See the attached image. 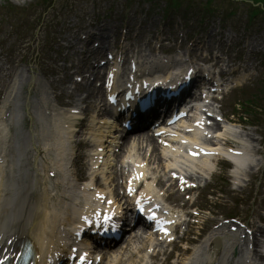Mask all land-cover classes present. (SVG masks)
Instances as JSON below:
<instances>
[{
  "label": "bare ground",
  "instance_id": "obj_1",
  "mask_svg": "<svg viewBox=\"0 0 264 264\" xmlns=\"http://www.w3.org/2000/svg\"><path fill=\"white\" fill-rule=\"evenodd\" d=\"M96 92L98 93V91H96ZM140 135L141 136L139 138V141H137V143H136V145L134 147V151L137 152L138 154L141 153V154L145 155V153L148 152L147 151L148 148H152V153H151V155H149L150 157H148L147 159L145 157L144 158H137L139 161L136 159V162H138L139 165H140V163H142V166L144 168H146L147 170L153 169V170H156V172H158L159 170H162V168L164 167V164L161 162V160H160V158L158 156L159 154L156 152V145L155 144L152 145L153 140H150V139L146 140L147 143H146L145 147H143L142 144H143V140H144L145 137H144V134H140ZM124 145H126V143H124ZM238 149H240V148H238ZM167 152L170 153L169 150H167ZM171 154H174V153H171ZM243 158H244V156L243 157H237V163L240 164V165H243V164H241ZM245 165L246 164H244V166ZM246 166L250 167L251 165H246ZM58 167L62 168V165L58 164ZM165 167H167V166H165ZM30 168H31L30 169L31 171L32 170L34 171V167L30 166ZM245 168L246 167H244L243 169H245ZM23 187L26 188L27 187L26 184L23 185ZM87 191H88L87 189H84L83 192H82V194L84 195V199H85L84 204H86V202L89 200V197L87 196ZM61 193L58 195V198L60 197ZM22 209L23 208L20 205H18V204H15V205L11 206L9 208L7 214H6L5 221H8L14 215V213H16L17 211H22ZM69 211H70V207H69V205H67V207L65 208V211L62 214L66 215V214H68ZM23 216L26 217L25 214H23ZM34 218L37 219L38 216L36 215ZM256 232H259L258 228H255L254 233H256ZM133 237H134V243L136 244V247H135V249H130L129 255L131 257H133L137 253V255L135 257L137 259H139L141 257V255L139 253V252H141V249H142L141 248V244L143 245L142 239H141L140 236H133ZM221 240H222V238H220V237H218L216 239V242H217L218 246H219V242ZM219 257H220V261H219L220 264H224L225 261L229 260V258H230L229 246H227V245L223 246V248L219 251Z\"/></svg>",
  "mask_w": 264,
  "mask_h": 264
},
{
  "label": "rangeland",
  "instance_id": "obj_2",
  "mask_svg": "<svg viewBox=\"0 0 264 264\" xmlns=\"http://www.w3.org/2000/svg\"><path fill=\"white\" fill-rule=\"evenodd\" d=\"M201 2L200 3H203L202 1H204V0H200ZM217 1V3H219V4H217L219 7H226V8H230V7H232L233 5H234V3H232V2H228V0H225L224 2L222 1V0H216ZM161 6H162V4H161ZM237 9H241V8H238V4H236L235 3V5H234ZM233 9V8H232ZM217 12H219V10L217 11ZM214 15H216V14H214ZM213 15V18L211 19V20H213L212 21V23L214 24V25H217L218 23H219V19H220V14H217L216 16H214ZM243 20H244V18H243ZM263 24H264V22H263ZM256 26L258 25V24H255ZM254 25V26H255ZM262 29H264V26L261 24V26H260V34L262 35V39L264 40V31H262L261 32V30ZM257 32H258V30H256Z\"/></svg>",
  "mask_w": 264,
  "mask_h": 264
}]
</instances>
